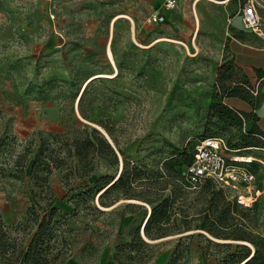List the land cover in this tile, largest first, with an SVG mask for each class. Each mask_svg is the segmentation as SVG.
<instances>
[{
	"label": "rangeland",
	"instance_id": "obj_1",
	"mask_svg": "<svg viewBox=\"0 0 264 264\" xmlns=\"http://www.w3.org/2000/svg\"><path fill=\"white\" fill-rule=\"evenodd\" d=\"M192 1L149 23L158 0H0V93L59 118L55 131L35 130L21 143L0 134L7 204L23 214L0 215L2 264H30L25 255L44 221L42 264H94L108 246L115 264H235V244L246 240L200 228L216 229L224 216L246 224L222 228V236L264 240V140L251 110L264 94L219 50L238 0ZM103 73L112 75L92 77ZM83 124L113 145L87 166L68 152ZM207 135L224 136L254 175L240 203L235 189L215 181L184 185L194 145ZM122 171L100 205L96 184ZM47 204L57 207L52 216ZM151 212L146 241L140 232Z\"/></svg>",
	"mask_w": 264,
	"mask_h": 264
},
{
	"label": "crops",
	"instance_id": "obj_2",
	"mask_svg": "<svg viewBox=\"0 0 264 264\" xmlns=\"http://www.w3.org/2000/svg\"><path fill=\"white\" fill-rule=\"evenodd\" d=\"M196 1L193 0V4ZM159 3L160 0H158ZM158 4L154 3L152 5V8L145 16V21ZM161 12L165 14L167 19L166 14L170 11L161 10ZM260 14L264 16V10H260ZM222 40V46H220L219 50L223 54L233 56L234 62L239 68L240 79H244L246 84L255 88L256 92L261 91L264 94V36L257 35L246 29L243 26L240 15H235L229 18V25L226 34H223ZM54 107L53 105L50 109ZM251 110L257 131L264 135V96L259 99ZM52 111L47 112L46 115L41 113L37 103H31L29 107L24 108L22 104L12 101L11 98L0 93V134L14 140L16 143H21L26 138H29L35 130L55 131L59 118ZM5 165L0 160V171ZM2 183H6V178L0 174L1 218L5 217L7 208H10L11 212H13V217L16 219L23 214L18 207L7 204V196L3 190ZM63 264L88 263L69 257L65 259ZM94 264H115L113 250L110 246L101 251Z\"/></svg>",
	"mask_w": 264,
	"mask_h": 264
},
{
	"label": "built area",
	"instance_id": "obj_3",
	"mask_svg": "<svg viewBox=\"0 0 264 264\" xmlns=\"http://www.w3.org/2000/svg\"><path fill=\"white\" fill-rule=\"evenodd\" d=\"M195 1V0H194ZM218 3H226L230 0H210ZM180 0H160L163 11H170L179 5ZM239 15L243 26L257 35L264 36V16L260 10H264V0H238ZM166 19L165 14L154 9L146 18L149 23H161ZM264 140V135H259ZM264 151V146L260 148ZM235 149H232L222 135H209L201 137L194 145L193 160L185 168L184 176L188 187L193 189L200 186L206 179L235 189V200L241 190L248 191L253 173L248 169L245 161L236 159ZM262 159V158H261ZM264 164V160L261 161ZM0 264L2 262L0 261Z\"/></svg>",
	"mask_w": 264,
	"mask_h": 264
},
{
	"label": "trees",
	"instance_id": "obj_4",
	"mask_svg": "<svg viewBox=\"0 0 264 264\" xmlns=\"http://www.w3.org/2000/svg\"><path fill=\"white\" fill-rule=\"evenodd\" d=\"M90 80H88V81H90ZM85 88H86V86H85ZM85 88H84V90H85ZM84 90H83V92H84ZM81 98H82V95L79 97V101L81 100ZM82 116L86 118L85 113H82ZM96 123L101 125V126H104V124H102L99 121H97ZM83 125H84V128L79 130L80 134L78 136L73 137V139H72V144L74 146L73 152H72L71 148H68V152H69V154H74L75 156H77L79 161L84 162L85 166H87L89 164V161L91 160V157L96 156L103 149H107V150H110L113 152V146L110 144V142L107 140V138L105 136H103L102 132L98 128L91 127L87 124H83ZM207 136H209V135H207ZM69 143H70L69 141H66L64 144L67 146V145H69ZM193 151H194V149H193ZM192 160H193V153H192ZM192 160L188 164H190L192 162ZM87 170L91 171V170H93V168L89 167ZM124 173H125V171H122L116 179H114L113 181H109V183L104 185L102 188H101V186L96 184V187L99 190V191H97L96 196H97V200H98L100 205L104 206L102 196L109 189L113 188V186H115V184L117 182H121L123 180V178L125 176ZM127 179H128V177H127ZM211 181H213V180L210 178H206L200 184L199 187L203 186L204 183L211 182ZM184 185L187 189H191L188 187V184H184ZM133 199H136V198H133ZM137 200H139V199H137ZM49 205L50 204H47L46 206L43 207V209L49 208L48 213L50 216H52L56 212L57 207L53 206L50 208L51 205L50 206ZM47 206H49V207H47ZM35 208H42V206L40 204H36V203L34 205H32L31 210H33L32 215H33L34 221L37 220L35 217L36 215L34 214ZM226 211H227V209H226ZM152 217H153V212H151L149 214L147 220L143 224V232L145 234V237L150 239V240H152V238H153L151 232L149 231V225H150ZM216 224L218 226L216 229L211 228V227H208V228L200 227V228L205 229L207 232H209V234H211L213 237H216V238L240 239V240H246L247 242L252 244V246H250L249 244H246L244 242L235 244V246L238 247V256H240L238 258V260L235 262V264H264V240H262V239L258 240V241L249 240L248 238L246 239V237L243 236V234H237V233H234L231 236H229L228 234H225V236H222V234H220V232H219V230L222 228H229L231 226H238L239 227V226L245 225L246 223L242 222V220H235V218L233 216L232 217L224 216V217H217ZM47 225H48V221H44L43 223L39 224L38 231H37V233H35L32 241L30 242V244L28 246V249H27V252L25 255L26 262H29L30 264H42V259H43L42 253L44 250L43 244H44V238H45L46 232H47ZM137 236L139 237V239H141L140 235H137ZM1 240H2V237L0 236V241ZM141 242H144V241L142 240ZM144 243H146V242H144ZM224 243L229 245L231 242H224ZM250 247H252L254 249V250H252V252H251Z\"/></svg>",
	"mask_w": 264,
	"mask_h": 264
},
{
	"label": "bare ground",
	"instance_id": "obj_5",
	"mask_svg": "<svg viewBox=\"0 0 264 264\" xmlns=\"http://www.w3.org/2000/svg\"><path fill=\"white\" fill-rule=\"evenodd\" d=\"M196 19H197V22L199 23V18H198V15H196ZM195 19V20H196ZM196 22V23H197ZM107 55L111 58V60L113 61V58H112V52H111V49H110V47H107ZM97 75H112V74H106V73H103V74H95V75H93L92 77H94V76H97ZM130 200H134V201H139V200H136V199H130ZM148 216L149 215H147V217H146V220H147V218H148ZM145 220V221H146ZM145 221H144V223H145ZM141 231H143V226H142V230ZM146 238V237H145ZM146 239H148V238H146ZM148 240H150V239H148ZM244 243H246V244H249L250 246H252L251 245V243H249V242H247V241H243Z\"/></svg>",
	"mask_w": 264,
	"mask_h": 264
},
{
	"label": "water",
	"instance_id": "obj_6",
	"mask_svg": "<svg viewBox=\"0 0 264 264\" xmlns=\"http://www.w3.org/2000/svg\"><path fill=\"white\" fill-rule=\"evenodd\" d=\"M99 129V128H98ZM105 137L107 138V135H105ZM107 140L110 142V144L112 145V143H111V141L107 138ZM113 146V145H112ZM96 198H97V196H96ZM140 234H141V236L146 240V241H149V240H147L146 238H145V236H144V232L143 231H141L140 232Z\"/></svg>",
	"mask_w": 264,
	"mask_h": 264
}]
</instances>
